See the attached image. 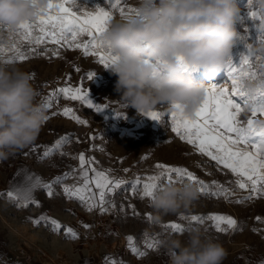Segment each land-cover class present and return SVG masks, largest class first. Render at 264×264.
<instances>
[{"label": "clouds", "instance_id": "1", "mask_svg": "<svg viewBox=\"0 0 264 264\" xmlns=\"http://www.w3.org/2000/svg\"><path fill=\"white\" fill-rule=\"evenodd\" d=\"M47 4L48 0H0V27L11 35ZM135 8L139 18L113 17L101 36L105 50L118 58L107 68L117 77L116 103L140 114L179 104L185 116L194 117L209 85L197 83L192 73L200 71L213 80L224 71L239 37L237 0H136ZM259 28L264 31V21ZM256 47L264 55V41ZM178 57L194 71L182 70ZM38 96L29 72L0 62V160L39 135L47 107L38 102ZM199 199L200 190L194 184L164 182L151 199V207L159 220L182 215ZM184 235L186 240L181 239ZM160 247L169 264H223L228 255L223 244L206 236L200 226L163 238Z\"/></svg>", "mask_w": 264, "mask_h": 264}, {"label": "rangeland", "instance_id": "2", "mask_svg": "<svg viewBox=\"0 0 264 264\" xmlns=\"http://www.w3.org/2000/svg\"><path fill=\"white\" fill-rule=\"evenodd\" d=\"M237 3L241 11L236 24L239 37L230 55L234 63H239L241 55L248 54L249 45L255 53L262 55L256 45L264 37V31L259 28L260 21L248 14L250 7L264 10L262 0H253L251 6L248 5V0H237ZM135 4L136 0H126L128 7L135 8ZM97 6L107 8L106 0H78L77 4V8L82 12H94ZM113 17L121 16L119 12H114ZM14 43L29 56L26 61H17L14 64L23 66L24 70L27 69L33 77L40 81L38 92H51L56 87L82 86L85 91L93 95L95 104L107 105L99 112L105 113L113 106L121 116V126L102 132L95 126L93 120L84 119L78 112V110L89 112L91 109L83 106L79 101H72L75 114L87 121L86 125L73 122L79 127L77 133H84L83 135L76 134V138H85L83 153L96 163L98 171L106 172L110 179L125 182L121 185L114 202L116 206L114 220H118L120 232L132 237L136 242L138 248L135 252L132 251L134 254L142 251H144V256L149 254L145 257L148 258L145 264L153 262V255H151L153 250L155 253L163 251L160 247V240L170 235L181 234L163 227L171 222L180 223L184 228L182 233H186L192 226H200L206 236L222 243L228 252L223 264H264V196H253L252 199H246L250 195L249 191L238 188L235 183L236 177L230 170L217 165L209 157L198 153L194 146L182 141L171 130V117L168 115L171 111L170 106L161 105L153 110L164 115L159 121L152 120L146 114L138 113L131 106L120 107L116 103L115 100L119 97L116 91L117 77L111 73L110 69L99 64L95 56L85 57L81 50L60 48L50 43L38 46L29 45L26 41H21L18 35H9L6 29L0 30V45L8 49ZM30 47L36 48V54L28 52ZM54 49L59 50L58 57L52 55ZM45 50H47L46 54H44ZM9 55L10 53H6L0 56V62L8 59ZM77 68L79 71L76 70ZM89 72L96 74L90 81L86 78ZM192 76L197 83L222 84L224 87H231L230 83H225L227 76L224 71L213 80H208L200 71L193 72ZM248 115L242 113L239 119L246 122ZM97 121L99 122V119ZM80 130L83 132L80 133ZM157 163L186 168L206 184L216 181L228 189L230 195L225 198L200 192V199L182 215L164 216L158 220L156 211L151 207V199L142 198V184L145 178L159 174V170L155 167ZM137 178H140L141 184L133 192L131 185ZM172 179L176 184L191 183L199 187L186 178L181 180L173 176ZM164 182H168L167 177L162 178L158 184ZM211 190L215 191L214 188ZM209 214L232 217L237 221L236 228L218 232L211 220L205 219L202 223H197L190 219L193 215L208 216ZM181 216L188 217V219L181 220ZM257 217L260 219L257 220ZM4 221V229L8 230L16 242L19 241L22 244L21 240L25 239L15 234ZM7 222L18 230L27 225L26 219L22 226L9 219ZM20 231L24 237L32 240L28 230ZM181 239L186 240V235L181 236ZM141 240L143 242L139 244ZM147 242H154L156 247L149 249Z\"/></svg>", "mask_w": 264, "mask_h": 264}, {"label": "snow or ice", "instance_id": "3", "mask_svg": "<svg viewBox=\"0 0 264 264\" xmlns=\"http://www.w3.org/2000/svg\"><path fill=\"white\" fill-rule=\"evenodd\" d=\"M106 3L107 8L97 6L94 12H82L77 8L78 0H48L45 9L33 20L21 23L13 34L18 35L21 41H26L29 45L38 46L50 43L58 45L60 48L81 50L85 57L95 56L99 64L104 68H109L118 58L113 56L110 51L105 50L101 36L113 19V13L119 12L122 18L133 16L139 18L140 14L136 8L128 7L126 0H106ZM248 5H253V0H248ZM248 14L253 19L264 21V10L250 7ZM2 29L5 28L0 27V30ZM261 41H264V37L261 38ZM248 47V54L241 55L239 63H234L231 56L225 62L224 72L227 76L225 83H230V88L224 87L222 84H210L194 117L185 116L183 106L179 104L171 105L168 115L171 117V130L182 141L194 146L198 153L209 157L217 165H222L224 169L230 170L236 177L235 183L238 188L249 191L250 195L246 199H252L253 196H264V119H261L264 118V55L255 53L251 45ZM28 52L36 54V48L30 47ZM46 52L47 50L44 54ZM6 53H10V55L3 61L4 63L23 62L29 58L28 54L15 43L8 49L0 45V56ZM59 54V50H52L53 56L58 57ZM177 59L182 70L185 72L194 71L182 57ZM76 70L79 71L78 68ZM95 75V73L89 72L86 78L90 81ZM251 85H255V87ZM59 94H63L65 98L73 101H79L88 109L96 112L107 107V105L93 103L88 92L82 86H65L56 89L45 100L46 107L51 108L52 98ZM242 113L249 114L246 122L239 119ZM52 115H63L78 124H87L86 120L81 119L73 109L68 107L63 108L59 113H52ZM146 115L152 120L159 121L164 114L149 111ZM45 119L48 120L49 117L46 116ZM67 139L68 137L62 138V140ZM61 142L57 141L52 148L46 149L42 158L53 154ZM78 160L82 185L74 189L65 187L64 192L67 196L75 197L81 203L87 204L89 210L99 208L103 213L106 211L105 205L110 202L108 197L115 190L120 189L125 182L110 179L104 171L85 167L86 164L91 163V160L86 159L84 153L79 154ZM155 167L159 170V174L145 178L142 184V198L153 199L159 187L158 182L167 177L169 183H174L173 176L181 180L186 178L199 185L201 193L217 197L224 196L225 198L230 195L229 190L223 185L216 181L206 184L186 168L161 163H157ZM89 171L93 173L91 177H89ZM67 175L65 174V176ZM60 180L61 178L57 177L54 183H60ZM93 184L98 192H94L90 187ZM140 184L141 180L137 178L131 185L133 192ZM36 187L48 189L49 196L53 194L52 186L44 184L36 177L33 184L24 189L10 190L8 196L19 202L18 207H27L29 203H35L38 206V202L33 198ZM213 188L215 191L211 190ZM148 218L151 220L150 216ZM180 219L184 220L188 217L181 216ZM190 219L197 223H202L205 219L211 220L218 232L235 229L237 225L235 219L221 214L193 215ZM259 219L257 217V220ZM42 221L48 222V218L41 216L33 223L38 225ZM51 225L54 231L61 227L55 220L51 221ZM84 227L87 228L89 225H84ZM163 227L176 233L184 231L183 226L175 222L163 225ZM66 235L77 238L78 234L68 228ZM127 239L131 247L133 238L128 237ZM147 247L152 249L156 247V244L147 242ZM132 250L135 252L136 248L133 247ZM140 254L143 255V253ZM112 264H115L114 260Z\"/></svg>", "mask_w": 264, "mask_h": 264}, {"label": "crops", "instance_id": "4", "mask_svg": "<svg viewBox=\"0 0 264 264\" xmlns=\"http://www.w3.org/2000/svg\"><path fill=\"white\" fill-rule=\"evenodd\" d=\"M23 67V66H21ZM25 71L29 72L27 69ZM32 76V75H31ZM33 84L37 90L40 88V81L32 76ZM43 85V84H42ZM89 94V98L95 103L92 94ZM83 105V104H82ZM85 106V105H83ZM68 107L75 111V106L66 102L60 108H57L55 113H59L63 108ZM87 107V106H85ZM49 110H52L49 108ZM75 113V112H74ZM74 120L63 115H53L46 120L39 135L36 139H41L45 135L55 132L60 136H70L76 138L78 132V125L74 124ZM87 130V129H83ZM80 133L83 131H79ZM86 133V131H84ZM81 133L79 135H83ZM27 152L26 148L15 151L7 159L0 160V215L4 219L11 220L15 224L23 225V221L28 218H32L33 221L41 216L48 218V222L42 221L40 224H27L19 228L23 232L29 231L32 236V242L42 248L45 252L54 258V262L47 261L42 255V252L36 247L26 242V245L21 242H16L11 237L8 230H5V224L0 220V264H96L98 260H102L103 264H145L149 254H145L144 251L140 252L143 255L134 254L132 248H138L136 242L133 241L130 247L128 237L120 232L117 221L114 220L111 224L89 230V236L81 234L74 226L70 213L67 209V204L59 201L55 195L49 196L48 199H44L39 191L40 187H36L33 192V198L38 202V206L35 203H29L27 207H18V201L10 198L8 192L24 189L30 184H33L35 178L38 177L44 184L52 186L51 191L54 192L53 181L56 178V174L51 172L47 166L43 163L40 165L26 166L22 164L19 157ZM85 155V153H84ZM86 159L91 160L85 155ZM32 162H37L35 157H31ZM13 162L12 167H8V163ZM85 167L91 169L95 168L98 171L96 163L91 160L90 164H86ZM80 175V168L77 171ZM93 173L89 171V177ZM82 184H79L80 187ZM55 193V192H54ZM48 209L50 211L48 212ZM3 215L5 217H3ZM5 220V219H4ZM7 220H5L7 222ZM55 220L61 225L59 230H53L51 221ZM13 232L19 236H23L22 232L18 228L13 227L10 222H7ZM68 228L73 229L78 235L77 238H72L66 235ZM99 230V232H98ZM94 232V233H93ZM95 235H93V234ZM92 236H91V235ZM97 235V237H96ZM24 237V236H23ZM28 238V237H24ZM27 240H30L29 238ZM143 240L139 242L142 243ZM22 247L26 252L31 254L29 261H25L22 258L16 259L14 257L16 249ZM155 254V255H154ZM152 263L148 264H169L168 256L164 250L155 253L153 250ZM106 258H108L106 260Z\"/></svg>", "mask_w": 264, "mask_h": 264}, {"label": "built area", "instance_id": "5", "mask_svg": "<svg viewBox=\"0 0 264 264\" xmlns=\"http://www.w3.org/2000/svg\"><path fill=\"white\" fill-rule=\"evenodd\" d=\"M58 88L60 87H56L51 92H38V102L45 104V100L49 97V95ZM52 100V110H49L48 107L46 108V114L48 117L53 116L52 113H55L54 110L60 108L66 102L72 104L73 101L71 99L65 98L63 94H59L57 97H53ZM78 112L84 119L90 118L91 120H93L95 122V126L102 132L110 130L112 127L121 126V116L115 111V107L113 106H111V108L105 113L96 112L94 110H91L89 112H86L85 110H78ZM97 119H99V122L97 121ZM64 137H68V139L62 140V138ZM57 141H62L59 148H57L49 157L42 158V154L46 151V149L52 148ZM85 142V138L83 137L71 138L70 136H60L59 134L52 132L45 135L39 140L35 139L34 142L27 145L25 147L27 152L22 154L19 157V160L22 164L26 166L40 165L44 163L51 172H54L56 174V178H61L60 183H54L56 181V178L53 181L55 193L52 192V195H55L59 199V201L67 204V209L70 213L75 228L81 234L89 236L90 229H93L95 231L97 228L105 227L114 221V218L116 216V206L114 202L117 198L119 189L115 190V192L108 197L110 202L105 205L106 211H104L103 213L99 210V208H92L91 210H89L87 204L81 203L77 198L69 197L65 194V187H70L74 189L78 187L79 184H82L81 176L77 173L78 169L80 168L78 156L80 153L84 152ZM32 156L37 159V162H32ZM12 165L13 162L8 163V167L11 168ZM65 174L68 175L65 176ZM90 187L94 192H98V190L95 189L94 184L90 185ZM39 191L44 197V199L49 198L48 189L40 187ZM49 211L50 209H48V212ZM0 218L3 220L1 216ZM23 222H25V220ZM26 222L27 224H31L33 222V219L28 218L26 219ZM5 223L8 225L7 222ZM84 225H89V227L86 228L84 227ZM20 237L25 239L21 240L22 244L26 245L25 241H27L30 245L40 250L47 261L54 262V258L47 252H45L42 248L37 246L31 240H27L23 236ZM14 257L16 259L22 258L27 262L30 260L31 254L26 252L22 247H19L16 249ZM96 264H103V262L102 260H98Z\"/></svg>", "mask_w": 264, "mask_h": 264}]
</instances>
